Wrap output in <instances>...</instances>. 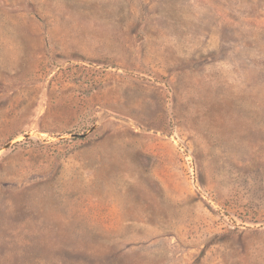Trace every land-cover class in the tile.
<instances>
[{
  "label": "rangeland",
  "instance_id": "rangeland-1",
  "mask_svg": "<svg viewBox=\"0 0 264 264\" xmlns=\"http://www.w3.org/2000/svg\"><path fill=\"white\" fill-rule=\"evenodd\" d=\"M0 264H264V0H0Z\"/></svg>",
  "mask_w": 264,
  "mask_h": 264
},
{
  "label": "water",
  "instance_id": "water-1",
  "mask_svg": "<svg viewBox=\"0 0 264 264\" xmlns=\"http://www.w3.org/2000/svg\"><path fill=\"white\" fill-rule=\"evenodd\" d=\"M96 127V125H93L90 130L94 129ZM86 134V133H85ZM85 134H82V135H85Z\"/></svg>",
  "mask_w": 264,
  "mask_h": 264
}]
</instances>
